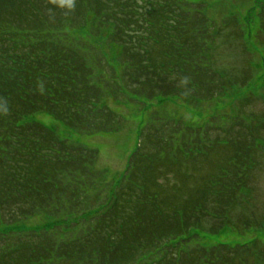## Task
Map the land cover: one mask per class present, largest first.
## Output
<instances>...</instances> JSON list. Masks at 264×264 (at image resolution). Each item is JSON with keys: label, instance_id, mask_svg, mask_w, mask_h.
Returning <instances> with one entry per match:
<instances>
[{"label": "trees", "instance_id": "obj_1", "mask_svg": "<svg viewBox=\"0 0 264 264\" xmlns=\"http://www.w3.org/2000/svg\"><path fill=\"white\" fill-rule=\"evenodd\" d=\"M30 7L36 16L31 26L16 32L8 53L0 51V226L40 209L56 210L64 200L79 206L97 159L95 150L71 144L39 122H24L26 117L47 111L88 132L121 126L102 105L86 56L68 42V30L84 26L88 13L113 27L109 39L122 49L123 88L133 97L207 98L213 86L219 89L218 79L224 87L203 61L205 15L178 0H30ZM67 13L73 16L62 19ZM162 132L132 155L113 204L81 235L58 242L48 230L2 228L0 264H242L238 253H221L232 249L228 244L182 247L194 232L215 235L224 227L234 184L226 181L233 173L229 163L220 166L185 202L171 201L157 189L164 186L161 169L175 159L172 150L179 157L206 154L186 142L175 146L177 131Z\"/></svg>", "mask_w": 264, "mask_h": 264}, {"label": "rangeland", "instance_id": "obj_2", "mask_svg": "<svg viewBox=\"0 0 264 264\" xmlns=\"http://www.w3.org/2000/svg\"><path fill=\"white\" fill-rule=\"evenodd\" d=\"M178 1L185 10L191 13L198 10L205 15L203 61L221 76L224 87H220L218 79L219 89L213 86L214 95L207 98L133 97L123 88L122 49L109 39L113 27L107 23L102 25L96 16L88 13L84 26L68 30V42L86 56L92 70L91 80L102 90V105L118 115L121 126L110 131L88 132L69 127L47 111L26 117L24 122H39L59 138L95 150L97 159L90 167L92 176L80 196L79 206L64 200L56 210H37L19 223L2 225L0 229L48 230L58 242L78 237L93 225L91 218L106 212L113 204L132 155L149 136L156 138L157 131L162 129L163 135L178 132L174 136L175 146L186 142L188 148L201 146L206 154L179 157L178 151L172 150L171 156L175 159L171 160L172 166L168 163L161 169L162 174L167 175L160 173L164 186L157 189L165 197L173 202H185L190 192L203 188L207 178L218 174L220 166L228 163L233 175L226 182L237 183L230 186L233 199L219 233L193 231L194 235L185 238L182 247L187 250L228 244L232 249L222 248L221 253H238L242 264H264V24L261 3L260 0ZM69 14L73 16L67 13L62 19L70 18ZM32 18L36 16L32 17L30 0H0V51H9L16 32L30 27ZM78 21L84 23L82 16Z\"/></svg>", "mask_w": 264, "mask_h": 264}]
</instances>
